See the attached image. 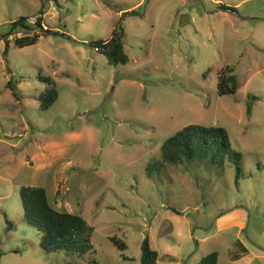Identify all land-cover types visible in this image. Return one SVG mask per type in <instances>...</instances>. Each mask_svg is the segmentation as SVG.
<instances>
[{"label": "rangeland", "instance_id": "1", "mask_svg": "<svg viewBox=\"0 0 264 264\" xmlns=\"http://www.w3.org/2000/svg\"><path fill=\"white\" fill-rule=\"evenodd\" d=\"M19 16L40 34L18 47L23 31L12 30L4 55ZM112 30L125 63L92 46ZM223 69L236 88L217 94ZM40 75L57 92L45 110ZM192 123L226 130L239 172L204 160L146 172ZM22 184L80 214L97 264H138L144 236L154 264L210 251L217 264H264V0H0V264H89L40 247L22 220Z\"/></svg>", "mask_w": 264, "mask_h": 264}, {"label": "trees", "instance_id": "2", "mask_svg": "<svg viewBox=\"0 0 264 264\" xmlns=\"http://www.w3.org/2000/svg\"><path fill=\"white\" fill-rule=\"evenodd\" d=\"M226 8V7H224ZM29 24L38 25V22H29L25 16H19L9 23V29L4 35L3 54L5 55L8 40L6 35L12 30L23 31L12 38L15 46L29 45L35 42L40 33L31 31ZM47 31L46 29H44ZM96 50L102 51L108 63H125L127 55L122 49V42L115 31L110 32L107 40H96L92 43ZM38 80L44 83V88L38 93V108L47 109L56 99L54 81L48 76H38ZM9 86V81L6 83ZM236 88V77L233 73L220 70L217 74V94L232 93ZM159 160L146 166V172L152 167L157 170L163 164H178L182 161H200L210 166L222 169L233 165L234 171L239 172L240 154L232 150L229 145L226 130L217 125H204L198 123L186 124L171 135L167 136L159 145ZM238 174H236L237 176ZM18 196L22 210V220L33 226L38 232L39 245L45 252L63 251L68 254L82 256L89 254L87 262L97 264L90 255L92 245L89 235L92 227L80 216V214L66 210L55 209L47 199L45 189L38 185L22 184L18 186ZM178 213V211L169 207ZM6 228L11 226L5 216ZM113 243L123 248L121 242L113 240ZM240 253L246 252L245 247L240 245ZM236 258L233 255L232 259ZM156 251L148 245L147 237L144 236L140 244V257L138 264H154ZM194 264H217L216 252L210 251L203 254Z\"/></svg>", "mask_w": 264, "mask_h": 264}, {"label": "water", "instance_id": "3", "mask_svg": "<svg viewBox=\"0 0 264 264\" xmlns=\"http://www.w3.org/2000/svg\"><path fill=\"white\" fill-rule=\"evenodd\" d=\"M49 33H50V34H56V32H55V31H50Z\"/></svg>", "mask_w": 264, "mask_h": 264}, {"label": "crops", "instance_id": "4", "mask_svg": "<svg viewBox=\"0 0 264 264\" xmlns=\"http://www.w3.org/2000/svg\"><path fill=\"white\" fill-rule=\"evenodd\" d=\"M56 209V208H55ZM58 210V209H57Z\"/></svg>", "mask_w": 264, "mask_h": 264}]
</instances>
